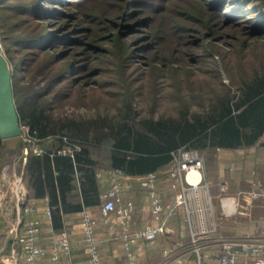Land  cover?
I'll use <instances>...</instances> for the list:
<instances>
[{"label":"trees","instance_id":"trees-1","mask_svg":"<svg viewBox=\"0 0 264 264\" xmlns=\"http://www.w3.org/2000/svg\"><path fill=\"white\" fill-rule=\"evenodd\" d=\"M183 3L195 6L209 31L236 25L248 13L246 36L264 39V0H0V34L13 58L20 121L43 148L29 151L26 168L32 186L48 188L55 216L101 202L102 167L144 175L168 167L179 147L264 146V40L248 50L238 48L239 77L232 84L223 79L216 87L202 84L196 102L195 90L188 92L184 79L176 78L192 69H170L173 93L160 84L168 74L160 63L148 71L137 62L139 56L160 58L158 45L188 31L178 19ZM60 22L61 29H53ZM111 31L114 43L95 51ZM100 54L106 61L92 67ZM30 66L34 78L27 75ZM157 89L164 93L140 112L136 100ZM164 94L173 99L170 112L161 108ZM68 103L89 111L63 114ZM68 146L73 153L62 151ZM6 150L0 136V172Z\"/></svg>","mask_w":264,"mask_h":264},{"label":"crops","instance_id":"crops-1","mask_svg":"<svg viewBox=\"0 0 264 264\" xmlns=\"http://www.w3.org/2000/svg\"><path fill=\"white\" fill-rule=\"evenodd\" d=\"M263 140L264 136L260 141ZM66 149L67 153H73L72 147L68 146ZM208 149L213 150L215 162L213 165L209 164L206 149H203L205 165L202 175L209 182L208 191L211 195L204 193L203 201L191 203L190 213L185 202H176L175 190L168 179L167 166L158 170L155 180L158 196L166 207L161 212V218L156 217L150 187L142 184V177L147 174L130 175L113 167L99 169L102 193L120 180L124 186L123 199L133 200L135 204L130 219V231L135 241L129 248L125 244V230L117 213L112 211L108 215L109 220H105L102 198L98 204L85 205L80 210L55 216L48 188L34 187L31 184L26 168L28 154L22 149L18 157L2 165L1 171L4 166L10 165L11 171L15 170L24 175L26 192L34 211L28 213L22 206L20 208L12 187L4 195H0V264H11L10 257L13 253L19 255L22 261L25 260L18 236L24 221L30 217L38 218L41 223L38 244L43 251L38 259L39 264L67 261L72 264H91L90 255L85 250V231L79 225L84 209H89L97 219L96 237L102 264H130L129 250L134 253L136 264H221L219 257L224 237L264 233V146L256 144L234 149ZM191 177L197 178V173H192ZM227 178L233 182L229 183L226 191H221L218 183ZM256 188L262 194L252 198L248 191ZM75 192L79 201L80 190L76 189ZM162 221L165 229L154 237L145 238L139 233L146 225H156ZM206 226L216 228L202 233L199 242L202 248L198 251L192 240L193 231L199 232L200 228ZM63 229L69 234V252L61 248L60 232ZM57 250L60 253L59 259L54 258ZM239 260L244 261V257Z\"/></svg>","mask_w":264,"mask_h":264},{"label":"built area","instance_id":"built-area-1","mask_svg":"<svg viewBox=\"0 0 264 264\" xmlns=\"http://www.w3.org/2000/svg\"><path fill=\"white\" fill-rule=\"evenodd\" d=\"M36 153H42L43 148L37 146L33 149ZM63 152H67L64 149ZM29 153V147H26L25 154ZM205 165V157L201 150L197 148L179 147L173 151V158L167 167L168 179L172 188L175 190L176 202H185L188 206V213L191 211V203L200 200L203 201L204 193L211 195L209 190V182H207L203 175L202 169ZM10 165L4 166L0 172V195H4L11 187L15 189L17 203L24 208L28 213L34 211V206L29 202V198L25 188L24 175L17 173L15 170L11 171ZM14 168V167H13ZM197 173V178H192V173ZM158 177V171H150L146 176L142 177V184L150 187L152 193V203L157 218H161V212L165 204L160 200L157 190L155 188V180ZM229 187L227 181L220 184V190L226 191ZM123 183L120 180L105 190L101 194L103 199L102 212L105 220L108 221V215L115 211L118 215V220L122 223L125 230V244L129 248L130 244L135 241L130 229L131 214L135 209L133 200L125 201L123 199ZM207 191V192H206ZM198 192V195H197ZM252 198L259 197L262 192L260 189H252L248 191ZM198 196V198L196 197ZM83 218L79 225L84 229L86 235L85 250L89 253L91 264H102L101 256L98 249V241L96 237L97 219L89 209L83 210ZM50 212V211H49ZM191 218V214H190ZM214 227L200 228L199 232L193 231V242L195 248L200 251L202 244L199 243L201 235L204 232H209ZM41 229L40 220L36 217H30L24 221L23 229L20 232L18 239L22 245L25 253V260H21L19 255L13 253L10 257L11 264H39L38 259L42 254L43 248L38 244V237ZM165 229L162 222L153 225L149 224L143 227L139 233L145 238H151ZM61 248L69 252L71 243L69 234L66 229L60 232ZM130 264H136L134 253L129 250ZM59 251L54 254L55 259H59ZM244 257V261L240 262L239 258ZM221 264H264V233L258 235H247L245 237H224L222 240V252L220 255ZM58 264H72L71 262H60Z\"/></svg>","mask_w":264,"mask_h":264},{"label":"rangeland","instance_id":"rangeland-1","mask_svg":"<svg viewBox=\"0 0 264 264\" xmlns=\"http://www.w3.org/2000/svg\"><path fill=\"white\" fill-rule=\"evenodd\" d=\"M183 5H185V3H183ZM194 8L195 6L186 4L184 8L185 11H182L178 16V19L189 27L188 31L182 38L173 39L171 41L158 45L156 49L160 58H158L157 56L155 59H151V57L148 58L147 56H139L137 58V62H140L143 69L148 71L153 67V62L156 61L160 63L163 66L164 71L168 73L160 81V84L164 82V86L167 87L166 92L173 91V93L174 91L176 92V87H174L173 84L175 76L169 74L170 69L175 65H177L180 69H184L185 67L192 69V73L189 75L184 73V71L182 70L180 75L176 76V78L182 77V79H184L183 82L187 86L185 87V90H188V92L191 91V88H193V91L195 90L196 96L192 100H195L196 102L200 94L199 87L202 84L205 83L206 85H208L210 83L214 87H216L221 79H223V81L227 84H232L234 81L233 78H238L240 75V71L236 67H234L235 61L238 60L234 58L236 56V50L238 48H241L242 46L245 50H248L251 46H253L254 43L263 41L264 39L262 38L256 41L254 37L246 36L247 32H245V27L251 24L249 21L250 15L248 13L244 14V17L240 21H238V24L236 25L226 24L225 26L220 27V29L218 30L209 31L204 22L205 19L201 18V16L196 10H194ZM221 13H224V9H222ZM222 16L224 15L222 14ZM62 22H60L59 24H54L53 29H61L60 24ZM122 28H125V26L122 25ZM110 35L111 36L108 39L102 38L101 40H99L97 42L98 46H96L94 50L98 51L99 49L101 50L111 46L114 43L115 34L111 31ZM143 35L144 37L142 36L143 38L141 40V46H145L149 42L147 36H145V34ZM136 37V34L131 36L130 39L132 40V42L136 40ZM0 42L2 50L6 54L12 66L14 64L13 58L7 52L5 46L3 45L1 34ZM162 55L163 57H167V59L164 58L165 60H163ZM99 57V59L95 58V56L93 57L92 67L99 66L101 63H104V60L106 61V59L101 60L104 55L100 54ZM95 61H97V64H95ZM27 70L28 77L34 78V67L30 66ZM93 79L95 78L92 77L91 81ZM151 80L152 79H150V81ZM162 93L164 92H162L161 90L158 91V89L157 91L149 90V92H143L140 98L136 100L139 102L138 105L140 104L138 106L139 111L145 114L147 109H149L148 106H150V103L153 102L155 95ZM164 101L165 103L161 108L169 112L172 111L174 105L173 99L165 95ZM196 105L197 104H195L194 107H196ZM88 111L89 110L84 105L76 106L74 104L68 103L64 107L62 113H87ZM158 113L159 112L157 111L156 115ZM21 124L24 128L22 134L4 138V145L7 148V150L5 151L8 157L7 161L18 157L21 154L22 149H26L25 147H29V151L33 150L37 146L42 147L37 139H34L30 136L29 126L26 123ZM213 154L214 153L212 149H206V156L209 157L210 165H213L215 162L214 156H212ZM223 181H227L230 184L231 182H233L232 179L227 178L219 181L218 184L220 185Z\"/></svg>","mask_w":264,"mask_h":264},{"label":"water","instance_id":"water-1","mask_svg":"<svg viewBox=\"0 0 264 264\" xmlns=\"http://www.w3.org/2000/svg\"><path fill=\"white\" fill-rule=\"evenodd\" d=\"M23 131L14 96L12 66L0 42V136L8 138Z\"/></svg>","mask_w":264,"mask_h":264}]
</instances>
